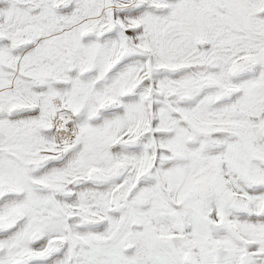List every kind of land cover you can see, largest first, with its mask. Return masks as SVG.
Returning a JSON list of instances; mask_svg holds the SVG:
<instances>
[{
    "label": "snow or ice",
    "instance_id": "snow-or-ice-1",
    "mask_svg": "<svg viewBox=\"0 0 264 264\" xmlns=\"http://www.w3.org/2000/svg\"><path fill=\"white\" fill-rule=\"evenodd\" d=\"M0 264H264V0H0Z\"/></svg>",
    "mask_w": 264,
    "mask_h": 264
}]
</instances>
